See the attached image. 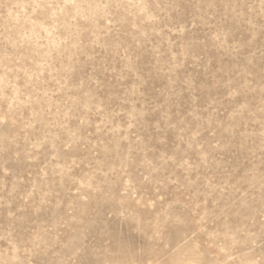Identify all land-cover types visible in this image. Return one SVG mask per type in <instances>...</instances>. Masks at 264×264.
<instances>
[{
    "label": "rangeland",
    "instance_id": "rangeland-1",
    "mask_svg": "<svg viewBox=\"0 0 264 264\" xmlns=\"http://www.w3.org/2000/svg\"><path fill=\"white\" fill-rule=\"evenodd\" d=\"M0 264H264V0H0Z\"/></svg>",
    "mask_w": 264,
    "mask_h": 264
}]
</instances>
